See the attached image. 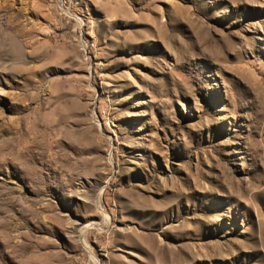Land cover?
Returning <instances> with one entry per match:
<instances>
[{
  "label": "rangeland",
  "instance_id": "374dc122",
  "mask_svg": "<svg viewBox=\"0 0 264 264\" xmlns=\"http://www.w3.org/2000/svg\"><path fill=\"white\" fill-rule=\"evenodd\" d=\"M0 264H264V0H0Z\"/></svg>",
  "mask_w": 264,
  "mask_h": 264
},
{
  "label": "bare ground",
  "instance_id": "6f19581e",
  "mask_svg": "<svg viewBox=\"0 0 264 264\" xmlns=\"http://www.w3.org/2000/svg\"><path fill=\"white\" fill-rule=\"evenodd\" d=\"M106 217L109 218L108 215H106Z\"/></svg>",
  "mask_w": 264,
  "mask_h": 264
},
{
  "label": "built area",
  "instance_id": "2783aa9c",
  "mask_svg": "<svg viewBox=\"0 0 264 264\" xmlns=\"http://www.w3.org/2000/svg\"><path fill=\"white\" fill-rule=\"evenodd\" d=\"M66 3V1H64V4Z\"/></svg>",
  "mask_w": 264,
  "mask_h": 264
}]
</instances>
